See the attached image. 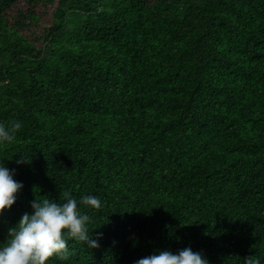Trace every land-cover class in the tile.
<instances>
[{
	"label": "trees",
	"instance_id": "trees-1",
	"mask_svg": "<svg viewBox=\"0 0 264 264\" xmlns=\"http://www.w3.org/2000/svg\"><path fill=\"white\" fill-rule=\"evenodd\" d=\"M12 121L0 163L24 187L0 243L33 200L70 192L101 198L84 210L102 238L56 264L187 247L264 264V0H0Z\"/></svg>",
	"mask_w": 264,
	"mask_h": 264
},
{
	"label": "clouds",
	"instance_id": "clouds-1",
	"mask_svg": "<svg viewBox=\"0 0 264 264\" xmlns=\"http://www.w3.org/2000/svg\"><path fill=\"white\" fill-rule=\"evenodd\" d=\"M22 123L12 121L0 122V145L16 140ZM27 159L17 160V164ZM15 169H9L0 163V215L11 209L16 202L17 193L24 185L14 179ZM102 200L95 195H85L80 200L65 192L60 201L35 199L31 202V212H25L14 227L8 229L5 242L0 243V264H56L70 259L69 241L75 240L89 248L99 247L98 240L89 232L91 217L89 210H99ZM55 257V260L52 258ZM135 264H209L200 252L187 247L176 252L158 250L151 255L135 261ZM246 264H260V261L249 257Z\"/></svg>",
	"mask_w": 264,
	"mask_h": 264
}]
</instances>
